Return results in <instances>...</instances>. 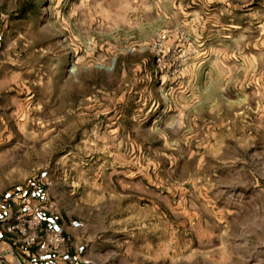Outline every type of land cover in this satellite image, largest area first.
<instances>
[{"label": "rangeland", "instance_id": "374dc122", "mask_svg": "<svg viewBox=\"0 0 264 264\" xmlns=\"http://www.w3.org/2000/svg\"><path fill=\"white\" fill-rule=\"evenodd\" d=\"M30 182L84 264H264V0H0V210Z\"/></svg>", "mask_w": 264, "mask_h": 264}, {"label": "built area", "instance_id": "2783aa9c", "mask_svg": "<svg viewBox=\"0 0 264 264\" xmlns=\"http://www.w3.org/2000/svg\"><path fill=\"white\" fill-rule=\"evenodd\" d=\"M41 193L42 190L37 183L30 182L26 185L19 194L15 195L23 206L11 215H0V229L13 243L19 244L22 248L28 249L40 244L37 249L46 253L58 250L66 237L55 225L45 222L42 212L33 207L32 199Z\"/></svg>", "mask_w": 264, "mask_h": 264}, {"label": "crops", "instance_id": "0c3cea01", "mask_svg": "<svg viewBox=\"0 0 264 264\" xmlns=\"http://www.w3.org/2000/svg\"><path fill=\"white\" fill-rule=\"evenodd\" d=\"M21 205L19 203L18 207ZM10 207L4 206L0 215L11 214ZM45 222L60 229L66 239L58 250L43 253L33 245L28 249L13 243L9 236L0 229V264H84L78 259L81 239L76 235V229L62 215L41 211Z\"/></svg>", "mask_w": 264, "mask_h": 264}]
</instances>
